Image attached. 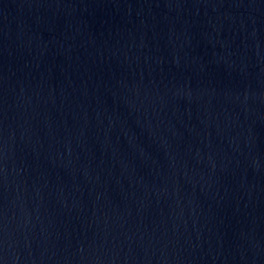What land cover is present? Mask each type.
<instances>
[{
  "label": "water",
  "instance_id": "water-1",
  "mask_svg": "<svg viewBox=\"0 0 264 264\" xmlns=\"http://www.w3.org/2000/svg\"><path fill=\"white\" fill-rule=\"evenodd\" d=\"M0 264H264V0H0Z\"/></svg>",
  "mask_w": 264,
  "mask_h": 264
}]
</instances>
